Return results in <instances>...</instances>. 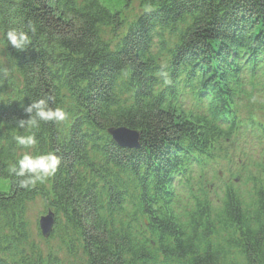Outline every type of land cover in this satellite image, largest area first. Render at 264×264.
<instances>
[{
	"label": "trees",
	"instance_id": "16d2710c",
	"mask_svg": "<svg viewBox=\"0 0 264 264\" xmlns=\"http://www.w3.org/2000/svg\"><path fill=\"white\" fill-rule=\"evenodd\" d=\"M131 1L0 0V264H264V0H136L125 16ZM48 97L68 118L19 128ZM27 151L61 163L21 188L9 169Z\"/></svg>",
	"mask_w": 264,
	"mask_h": 264
},
{
	"label": "clouds",
	"instance_id": "9594fccd",
	"mask_svg": "<svg viewBox=\"0 0 264 264\" xmlns=\"http://www.w3.org/2000/svg\"><path fill=\"white\" fill-rule=\"evenodd\" d=\"M28 32L33 35L36 33V26L33 23L28 24ZM28 32L15 28L8 29L4 33V39L7 44L17 51H23L30 43ZM166 76V73H162ZM38 99L30 102L24 108V112L28 114L27 119L17 120V126L24 128H37L40 122H63L68 118V113L61 107L52 108L49 106V100ZM17 145L22 149H30L34 147L38 141L35 133L30 135H17L14 137ZM61 163L60 157L54 152L49 151L45 154H33L31 151L24 152L22 157L17 160L16 164L9 169L11 174L19 179L21 188H31L37 183H43L52 177L58 170Z\"/></svg>",
	"mask_w": 264,
	"mask_h": 264
},
{
	"label": "water",
	"instance_id": "95a60500",
	"mask_svg": "<svg viewBox=\"0 0 264 264\" xmlns=\"http://www.w3.org/2000/svg\"><path fill=\"white\" fill-rule=\"evenodd\" d=\"M111 138L120 146L137 148L139 145V134L136 130L124 126L110 127L107 129ZM54 213L48 210L38 218V227L42 236L47 237L53 227Z\"/></svg>",
	"mask_w": 264,
	"mask_h": 264
},
{
	"label": "rangeland",
	"instance_id": "374dc122",
	"mask_svg": "<svg viewBox=\"0 0 264 264\" xmlns=\"http://www.w3.org/2000/svg\"><path fill=\"white\" fill-rule=\"evenodd\" d=\"M138 11H139V9L137 8V1L136 0H132L128 10H125L124 15L125 16L129 15V17H131L133 15L132 14L133 12L137 13ZM255 98H258V96L256 95ZM253 113H254V115H256L257 118H259L262 122H264V111L256 110ZM233 153L236 155V151L234 149H233ZM235 161H237L236 157L234 158V161L231 164V167H235V165H236ZM215 165H216L215 168H216L217 171L221 170V172H219L220 179L221 180H225V173L222 172V171H223V168H225L224 167L225 165L229 166L230 164H228L225 160H220L217 163H215ZM210 175L211 174L208 173L209 177H210ZM221 180L214 179L216 184H221ZM237 181H238V179L235 182H237ZM4 182H5V180H0V190L5 188L4 185H3ZM43 209L44 208H43V205H42L40 199H35V200H33V201L28 203L27 215H28V218H29V220H30L32 225L35 222L38 223V218L41 215L45 214L43 212Z\"/></svg>",
	"mask_w": 264,
	"mask_h": 264
}]
</instances>
